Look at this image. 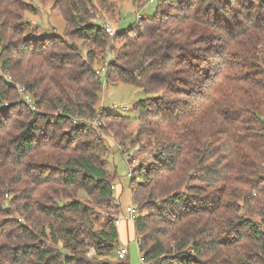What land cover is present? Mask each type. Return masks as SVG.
<instances>
[{
    "label": "trees",
    "instance_id": "obj_1",
    "mask_svg": "<svg viewBox=\"0 0 264 264\" xmlns=\"http://www.w3.org/2000/svg\"><path fill=\"white\" fill-rule=\"evenodd\" d=\"M51 1L64 38L26 34L36 6L0 0V264H129L112 218L94 217L114 190L95 128L71 122L123 132L129 117L98 107L107 48L106 82L156 93L127 148L150 147L123 221L143 261L264 264V0H158L112 38L97 18L108 0Z\"/></svg>",
    "mask_w": 264,
    "mask_h": 264
},
{
    "label": "rangeland",
    "instance_id": "obj_2",
    "mask_svg": "<svg viewBox=\"0 0 264 264\" xmlns=\"http://www.w3.org/2000/svg\"><path fill=\"white\" fill-rule=\"evenodd\" d=\"M29 2L33 4V6H36L38 10H36V14L25 12L24 17L30 22L26 34H31V31L33 32V29H35L36 35L38 36L54 34L58 36L60 35L61 38H64L62 34V17L58 10L51 8L52 1L45 0V2L42 3L40 0H29ZM108 2L109 7L105 9H102L97 5V18L100 21H108L113 24L117 30L125 29L134 25L137 21V13H140L147 19L150 18L158 9L159 4L158 0H108ZM76 42L84 49L83 56H85V46L81 45L77 40ZM112 44H110L109 47H111ZM108 50L110 51V49ZM106 55L105 51L102 60L100 59L94 63V70L102 65V62L106 59ZM0 74H3L8 80H11V77L1 70V68ZM152 95H156V93H145L141 88L128 83L106 82L104 79H101V92L98 103L99 109L106 108L111 113L125 115L128 116L129 119L125 121L124 126H122L123 122L120 123V129L123 131L120 136L117 134L116 131L118 130L116 128L115 130L105 129V131H101L100 125L95 129L94 135L92 133V136H90V133L87 137L89 140H92L91 144L94 146L96 145V148L106 147L107 150L99 149L101 154L103 153L105 156V166L108 172L114 177L112 181L114 190L111 204H92L95 212L94 217L97 218L98 221H104L103 218H107L111 214L120 215L127 204L134 202L131 199L128 170L130 166H136L141 160L148 161L150 159V154L148 153L150 147L146 146L145 149L139 151L137 150V145L128 150L127 148L131 146L132 140L136 137L138 129L137 115L142 109L138 106V103H141L146 97ZM122 107H126V109H122ZM103 122H106V120L103 119ZM70 130L71 128L68 129V131ZM120 137L121 142L124 141V146L119 144ZM102 143H104L103 147ZM123 147L127 151L122 152L121 149H123ZM130 158L134 159L135 163L129 161ZM254 217L259 218L256 216ZM118 232L120 234V246L128 244V255L126 256V260H128L129 264H142L139 247L134 237L132 223L123 222L122 225L118 227Z\"/></svg>",
    "mask_w": 264,
    "mask_h": 264
},
{
    "label": "built area",
    "instance_id": "obj_3",
    "mask_svg": "<svg viewBox=\"0 0 264 264\" xmlns=\"http://www.w3.org/2000/svg\"><path fill=\"white\" fill-rule=\"evenodd\" d=\"M144 16H142L140 13L136 14V19H140L143 18ZM102 26L104 28V30L107 32V34L109 35V37H113L115 35V27L113 24L109 23L108 21H103L102 22ZM106 59L102 62V65L98 68H96L94 70L95 75L100 78V79H104V81H106V72L108 70V64H109V60L111 59V53L108 50V48L106 49ZM23 90V89H22ZM25 100L26 102L31 105L32 100L29 96L25 95ZM122 109H126V107H122ZM72 124H77V123H86V127L88 128H95L97 129L100 125L101 122L98 118H95L93 120H87V119H83V118H79L77 116L73 117L71 120ZM131 159V158H130ZM132 163H135L134 159H131ZM132 167L130 166L129 170H128V177L132 175ZM119 205V202H118ZM139 213V208L136 204L130 202L129 204H127L124 208V211L120 213V215L117 214H111L109 215L113 222L114 225L118 228L123 221H133L136 216ZM137 244H139V241L136 240ZM128 254V244L122 245L120 246V248L117 250V258H124L126 257ZM140 259L142 261V264H146L140 254Z\"/></svg>",
    "mask_w": 264,
    "mask_h": 264
},
{
    "label": "crops",
    "instance_id": "obj_4",
    "mask_svg": "<svg viewBox=\"0 0 264 264\" xmlns=\"http://www.w3.org/2000/svg\"><path fill=\"white\" fill-rule=\"evenodd\" d=\"M119 236H120V234H119ZM122 246V245H121Z\"/></svg>",
    "mask_w": 264,
    "mask_h": 264
}]
</instances>
